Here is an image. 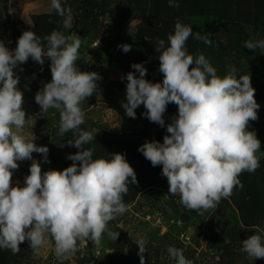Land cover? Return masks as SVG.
Masks as SVG:
<instances>
[{
    "label": "clouds",
    "instance_id": "obj_1",
    "mask_svg": "<svg viewBox=\"0 0 264 264\" xmlns=\"http://www.w3.org/2000/svg\"><path fill=\"white\" fill-rule=\"evenodd\" d=\"M169 6L178 8L179 4L169 0ZM51 8L63 18V25L71 28V9L62 6L61 0H51ZM192 35L190 25L177 21L167 44L157 40L162 82L145 78L144 62L131 64L135 71L121 77L127 80L126 102L121 106L135 119V110L143 105V115L162 128L168 105L178 106V114L166 125L168 134L163 142L146 140L138 151L152 166L162 165L169 194H179L190 210L206 211L231 196L236 186L243 187L238 178L243 172L253 173L260 166L256 153L261 142L255 131L248 130L249 122L258 119L260 105L250 75L237 78L233 67L219 76L203 54L188 53L186 42ZM210 35L196 32L194 38L211 45ZM81 43L75 32L65 35L61 31H53L43 41L34 32L24 31L14 49L0 39V249L12 254L20 252L25 240L34 254L54 243L55 256L63 264L83 250L78 241L100 246L105 233L117 240L119 232L108 230L107 225L127 211L123 195L129 181L138 182L125 154L94 159L95 149L84 147L94 137L80 128L85 122L81 103L97 92V81L102 77L78 68ZM118 47L127 53L132 46ZM244 47L264 53V39H249ZM29 58L40 65L45 58L51 62V81L35 95L40 113L56 109L60 116L58 135L71 131L76 137L67 145L78 151L67 155L73 163L62 171H42L41 162L33 159V153H40L44 162H50L48 147L35 144L32 134L25 131L32 116L26 118L15 69ZM25 160L32 161L30 174L23 186L19 182L13 186V171ZM138 245L144 264L145 246L143 242ZM241 251L250 259H264V237L255 232L242 241ZM167 252L175 264H192L181 249L169 246Z\"/></svg>",
    "mask_w": 264,
    "mask_h": 264
},
{
    "label": "rangeland",
    "instance_id": "obj_2",
    "mask_svg": "<svg viewBox=\"0 0 264 264\" xmlns=\"http://www.w3.org/2000/svg\"><path fill=\"white\" fill-rule=\"evenodd\" d=\"M261 1L240 0L234 9L238 12H233L236 18L226 22L204 14L188 15V5L179 0H175L179 4L178 8L170 7L167 0L164 12V15L177 12L178 17L181 16L182 19L174 21L190 25L194 34H211L209 38L212 39V44L208 45L209 48L201 46L197 51L204 53L216 69L217 75L223 76L233 67L238 71L237 78L240 74L250 75L255 99L260 107L258 119L249 122L248 130L255 131L261 142V150L256 153L259 163L264 159V79L261 73L264 55H259V49L245 48L244 42L249 39H264V2L262 1V7H257ZM152 2L153 0H61L62 6L72 11L71 28L63 25V18L51 8V0H4L0 3V11L2 14L7 12L18 15L24 27L38 28L44 37L53 31H61L65 35L75 32L80 36L82 43L79 49L81 58L77 61L78 68L81 71L96 72L102 77L97 81V92L81 103L85 112L84 123L94 125L93 137L101 129L115 131L118 135H140L146 109L140 105L135 110V119L126 115L121 103L126 102L127 80H122L121 77L135 71L131 64L144 62L147 68L146 78L162 82L158 71V53L155 51L161 31H147L148 20L152 16ZM159 26L160 24L158 28ZM0 39L9 49H14L17 45L9 25L0 28ZM162 39L167 44V37ZM123 44L131 45V51L123 52L118 47ZM44 45L46 50V41ZM50 63V60L45 58L44 64L40 65L29 58L26 63L18 65L15 71L19 76L18 88L24 96L23 108L26 118L32 116L25 131L32 134L35 144L47 146L49 149L50 162H44L40 153H33V159L41 162L42 171H62L66 167L55 163L52 158L54 146L49 138L44 140L59 124V112L49 109L47 113H40L41 108L35 102L36 93L45 83L51 81ZM21 68L23 71H20ZM126 160L133 167L138 182L132 184L129 181L127 185V193L132 194L131 198L123 199L127 211L107 225L108 230L119 232L117 240L111 239L105 233L100 246H95L88 240L78 241V248L83 250L77 251L63 264H106L107 256L118 250L124 254L121 264H141L138 255L140 242H143L146 250L144 264L153 261L156 253L154 248L159 250V263L172 264V258L166 254L169 246L192 253L193 260L198 261L196 264L264 263V259H250L241 251L242 241L255 232L264 237L263 226L243 225L240 218V208L246 207L251 212L255 209L256 204L251 201L252 196L248 194L246 183L249 177L257 176L259 167L253 173L243 172L238 177L243 187L236 186L231 196L222 198L215 208L197 211L186 208L179 194H169L167 178L161 175L162 165L147 167V172L140 173V169L144 167H137L139 162L132 158ZM31 163V160L18 162L19 168L13 171V186H16L17 182L20 186L24 185V178L30 174ZM150 182L154 185H146ZM184 211L191 215L188 223L181 222V214ZM254 211L251 214L255 213ZM229 227H235L236 230L231 231ZM228 243L232 250L230 254L225 248ZM20 249L19 253L27 256L23 264H60L54 253V243L40 249L38 254H34L28 240L20 244ZM9 258L12 256L9 255L8 260Z\"/></svg>",
    "mask_w": 264,
    "mask_h": 264
},
{
    "label": "trees",
    "instance_id": "obj_3",
    "mask_svg": "<svg viewBox=\"0 0 264 264\" xmlns=\"http://www.w3.org/2000/svg\"><path fill=\"white\" fill-rule=\"evenodd\" d=\"M4 0H0V3H2ZM166 1L167 0H153L151 7L152 11L149 20H148V26L147 31L151 32L152 30L159 29L161 32L159 33L158 37L162 39L163 37H167L170 33L174 32V26L177 20H180L178 17L179 14L177 12H173L172 14L164 15V12L166 10ZM183 2L184 4L188 5L189 13L188 15H205V16H211V17H218L223 19L225 22L229 19H235L236 16L233 15V12L237 11L234 10L240 3V0H179ZM264 2V0H262ZM260 2L257 4V7H262L263 2ZM264 8V7H263ZM238 12V11H237ZM163 16V17H162ZM162 17V19H160ZM174 19H177L174 21ZM182 19V18H181ZM256 22V21H255ZM260 23V22H259ZM257 23V24H259ZM158 24H160L158 28ZM256 24V25H257ZM6 25H9V30L12 33V38L14 42H17L19 36L22 35L24 31L30 30L34 32L38 37H40L43 41L44 35L43 32L39 31L38 28H26L21 23L18 15L13 13H7L2 14L0 11V28H4ZM195 34L193 33L192 36H190L186 42V47L188 49V53L193 56H197L199 54H203L202 51H197V48L201 46H205V48H209L208 45H206L204 42L202 43L201 40H196ZM264 53L259 52V55ZM264 64V62H263ZM262 69V78L264 79V65L261 67ZM160 73V72H159ZM147 77V75H146ZM145 77V78H146ZM151 77H154L151 75ZM163 74L160 73V80H163ZM147 79V78H146ZM149 80V79H148ZM151 81V80H150ZM155 82V81H152ZM178 114V106L174 103H170L167 107L166 112L164 113V119H165V127H161L157 123L150 122L147 120V118L144 119L143 122V128L140 131V135L137 134H126V135H118L115 131L111 130H105L101 129L100 132L93 138V140L87 144L84 145L85 148H94L95 151L93 153V158H111V153H123L125 154L126 158H132L134 161L139 162L137 164V167L141 165L142 169H140V173L147 172L146 168L151 167V162L144 157V155L138 151L139 146H141L146 140L151 141L153 139L163 142V137L167 135L166 131V125L171 122V118L174 115ZM94 126V125H93ZM92 124L83 123L80 125V128L85 131L92 132L93 129ZM59 132V124L52 129L51 133L46 135V139L49 138L50 142L52 143L53 150L52 158L54 159V162L57 164H61L64 167L70 166L73 162L69 159H67L68 154H75L78 149L75 147H70L67 145L68 141H74L76 139L75 136H73V133L71 131L66 132L63 136L58 135ZM146 185H154L152 182L146 184ZM248 185V194L251 197V201L256 204L255 210L253 212L248 211L246 207H242L241 209V223L243 225H256L259 224L263 226L264 228V216H262L264 212V159L260 163V166L258 168V173L255 178L252 176L249 177L248 182L246 183ZM131 193H126L123 195L124 198H131ZM263 205V206H261ZM245 212V213H244ZM191 215L184 211L181 214V222L188 223L190 220ZM222 230V229H220ZM229 230H236L235 227H229ZM230 243L226 245V250L230 254L232 250L230 249ZM177 248V247H176ZM156 253L154 254V259L150 264H165V263H159L158 259V251L157 248H154ZM179 249V248H178ZM115 251L113 255H108L107 259L108 262L106 264H121L122 260L124 259L123 251ZM168 254V253H166ZM186 259L191 260L192 264H196L198 261H194L191 256H194L192 253L189 252H183ZM12 256V258H9L8 256ZM27 256L25 254H12L10 250L0 249V264H23L22 262L26 260ZM232 258V256H231ZM172 264H175V261L172 259ZM264 264V263H261Z\"/></svg>",
    "mask_w": 264,
    "mask_h": 264
}]
</instances>
